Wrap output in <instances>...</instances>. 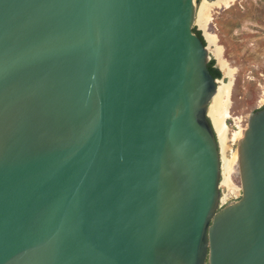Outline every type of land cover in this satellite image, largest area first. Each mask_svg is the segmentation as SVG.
<instances>
[{
  "label": "water",
  "instance_id": "1",
  "mask_svg": "<svg viewBox=\"0 0 264 264\" xmlns=\"http://www.w3.org/2000/svg\"><path fill=\"white\" fill-rule=\"evenodd\" d=\"M197 16V0H0V264H264V107L223 202Z\"/></svg>",
  "mask_w": 264,
  "mask_h": 264
},
{
  "label": "rangeland",
  "instance_id": "2",
  "mask_svg": "<svg viewBox=\"0 0 264 264\" xmlns=\"http://www.w3.org/2000/svg\"><path fill=\"white\" fill-rule=\"evenodd\" d=\"M202 2L197 1L198 10ZM204 23L207 32L212 33L216 43L223 47L222 57L227 61L228 68L234 69L231 75L221 69L214 52L215 45L210 44L211 59L216 61L222 72V77L217 79L218 85L231 84V117L226 119V125L231 136L235 131L243 134L249 114L264 107V0H236L228 8L213 6L204 11L200 21L197 20L196 29L201 33L204 32ZM231 136L226 145L227 159H232L237 153L238 141H233ZM231 182V187L221 184L223 195L229 194L226 202L239 196L240 190L230 193V188H240L238 162L235 163Z\"/></svg>",
  "mask_w": 264,
  "mask_h": 264
},
{
  "label": "bare ground",
  "instance_id": "3",
  "mask_svg": "<svg viewBox=\"0 0 264 264\" xmlns=\"http://www.w3.org/2000/svg\"><path fill=\"white\" fill-rule=\"evenodd\" d=\"M234 1L236 0H215L213 2H210L209 0H203L198 10L197 20L200 21L202 19V15L204 14V11L206 9L212 8L213 6H222V5L228 8ZM205 24L206 23H204L202 27L204 29L203 33L207 40L208 46L210 44L215 45L214 52L218 58V62L221 66V69L225 70L227 74H230V75L233 74L234 69L230 67L228 68L227 61L222 57L223 47L216 43L215 36L212 33L207 32ZM230 95H231V84L230 83L219 84L217 94L213 98L212 103L210 105V109H209V116L214 124L215 130L218 136L219 146L221 148L220 150L222 151L221 160L223 161H222L221 184L227 185L229 187H231L232 185L231 178L233 175L235 163L238 162V153L236 154L234 153L235 155L232 159H227L225 157L227 140L230 139V136H231L230 129L228 125H226V122H225L227 118L231 117L230 112H229ZM242 135L243 134H241V132L235 131L232 133L231 139L233 141H238L242 137ZM230 189H231L230 193H235V192H238V190H240L241 188H237V189L230 188ZM228 196L229 194L224 193L223 198H222L223 202H226L228 200L227 198Z\"/></svg>",
  "mask_w": 264,
  "mask_h": 264
},
{
  "label": "trees",
  "instance_id": "4",
  "mask_svg": "<svg viewBox=\"0 0 264 264\" xmlns=\"http://www.w3.org/2000/svg\"><path fill=\"white\" fill-rule=\"evenodd\" d=\"M197 1H199V0H197ZM195 31L200 36V38L202 40H204L202 37L201 31L197 30L196 28H195ZM209 70L215 79H219L222 77V72H221L220 68L216 65V61L214 59H211L209 62Z\"/></svg>",
  "mask_w": 264,
  "mask_h": 264
}]
</instances>
